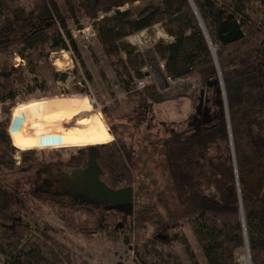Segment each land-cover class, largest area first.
<instances>
[{
  "label": "trees",
  "instance_id": "obj_1",
  "mask_svg": "<svg viewBox=\"0 0 264 264\" xmlns=\"http://www.w3.org/2000/svg\"><path fill=\"white\" fill-rule=\"evenodd\" d=\"M63 3L76 23L81 13L79 16L94 24L96 37L110 59L120 58L116 70L120 80L136 75L138 79L124 87L128 99L139 98L141 108L152 111L154 106L187 97V93L162 95L149 84L144 92L132 91L136 81L145 78L141 71L144 62L127 39L160 26L173 40H162L153 46L166 78L181 82L196 77L200 84L197 88L201 89L212 82L219 87L220 73L229 103L230 124L228 130L221 106L217 120L197 134L167 136L156 144L163 148L181 215L171 213L172 204L165 192L151 193L153 203L137 205L123 230L118 223L120 214L102 213L75 202H53L63 209L67 227L109 241L119 236L116 242L121 241L128 253L134 254L136 264H182L173 248V243L179 241L194 264H198L182 231V223L186 221L207 264H240V254L247 245L251 264H264V186L257 195L244 180L255 160L264 155V0H63ZM138 3L144 5L134 7ZM127 6L130 8L122 11ZM232 18L239 22L244 37L225 46L218 34ZM67 39L74 44L57 0H0V54L18 47L23 48V58L33 50L42 53L48 48L67 50ZM122 53L126 61H122ZM2 68L0 100L9 103L3 107L7 114L16 104L11 76L17 69ZM18 79L24 82L21 77ZM107 110L103 114L108 118ZM8 122L7 119L0 122L3 130L0 174L6 170L15 177L22 173L19 169H34L41 161L37 152L27 150L22 154V163L15 167ZM99 162L111 188L136 184L137 175L130 169L123 145L116 142L105 145L100 149ZM235 170L239 180L235 178ZM144 193L145 184L138 185L136 197ZM27 196L30 195L0 175V256L5 257L4 264H72L70 252L47 233L40 240L30 239L40 232L37 228L40 217L30 205L34 198ZM36 200L48 202L41 197ZM78 213L86 218L81 224L76 217ZM126 237L129 245L124 243ZM133 239L134 247L129 250ZM117 255L119 259L124 253Z\"/></svg>",
  "mask_w": 264,
  "mask_h": 264
},
{
  "label": "rangeland",
  "instance_id": "obj_2",
  "mask_svg": "<svg viewBox=\"0 0 264 264\" xmlns=\"http://www.w3.org/2000/svg\"><path fill=\"white\" fill-rule=\"evenodd\" d=\"M57 1L66 17L74 44L67 39L69 47L67 50L48 48L44 53L33 50L26 52L25 58L21 57L23 48L20 47L0 54V71L2 67L7 66L17 69L11 76L14 79L15 106L5 114L3 107L9 103L4 104L0 100V122L6 119L9 121L6 133L15 150L13 154L15 167L22 163V154L28 152L27 150L37 152L41 161L34 169H19L22 172L19 176L14 177L6 170L5 173L1 171L0 175L10 184L20 187L24 194H29L30 196H27L29 199L34 198L30 205L34 213L40 217L37 225L40 232L31 236L33 242L40 240V237L47 233L48 237L70 252L72 264H136L134 254L130 251L128 253L121 241L116 242L119 236L109 241L98 235L86 236L67 227L62 217L63 209L52 203L73 200L53 194V190L49 189L51 181L48 171L56 162L66 161L77 149L103 148L116 142L124 146L126 156L130 160V169L137 175L134 186L122 185L116 189L127 187L134 189L135 209L137 205L153 203L151 193L165 192L172 204L171 213L181 215V207L172 192L162 148L160 144L156 145L159 142V133L153 131L155 124L151 118L158 120L160 118L156 116L159 114L162 119L174 122L180 116L183 119L190 109L187 108V102L179 98L173 100L175 102L154 108L151 113L150 109L141 108L139 98L128 99L124 87L138 79L136 75L126 76L123 81L120 80L116 70L119 69L121 60L116 57L110 59L107 56L96 37L94 24L79 16L81 13L78 14L76 23L70 18L63 0ZM143 5L138 3L134 7ZM220 6H223V3H220ZM129 8L130 6H127L122 11ZM159 27L156 26L144 34L142 45L135 42L134 36L127 39L128 43L141 54L144 62L141 71L145 74L143 80L165 96L192 93L195 108L197 98L200 96L197 88L200 86L198 79L193 77L181 82H171L164 74L163 64L154 54V44L163 40L159 36L161 28ZM61 34L64 35L63 32ZM121 58L122 61L127 60L123 53ZM218 79L219 81L222 79L220 73ZM191 85H195L192 90L189 89ZM205 87L206 84L201 89ZM218 90L229 130V103L223 83H219ZM106 109L108 118L103 114ZM140 117H144L145 120L138 125L137 120L142 121ZM189 119H186V123ZM112 129H115L114 133ZM2 131L0 128V134ZM229 148L234 159L230 135ZM103 178L107 181V177ZM142 184H145V193L136 197L137 187ZM35 192H38V195H33ZM36 197L48 202H39ZM100 212L106 213L104 209ZM119 216L121 218L119 224L131 220V217ZM76 217L80 218V224L86 220L79 213ZM182 231L190 243L195 261L198 264H207L186 221L182 223ZM134 242L133 239L130 246L134 247ZM173 248L182 264H194L181 242L173 243ZM119 252L122 255L124 253V256L120 255L118 259ZM246 256V250L240 254V258ZM4 262L5 257L0 256V264Z\"/></svg>",
  "mask_w": 264,
  "mask_h": 264
},
{
  "label": "flooded vegetation",
  "instance_id": "obj_3",
  "mask_svg": "<svg viewBox=\"0 0 264 264\" xmlns=\"http://www.w3.org/2000/svg\"><path fill=\"white\" fill-rule=\"evenodd\" d=\"M216 86L217 84H214L212 87L206 86L205 88L199 89V92L205 90V96L202 99L201 96L197 98L194 113L190 116L188 123H185L186 126L184 125V127H181V125H178L175 122L165 121L162 119V117H160L159 114L156 117L160 118L161 120H155L154 117H152L151 121L155 124L153 131H158L159 141H163L167 136L173 138L180 137L184 134L195 135L203 128H207L208 126L212 125L217 120V116L221 111L220 94ZM155 107L157 106H154V108ZM154 108L152 111H150L151 113L154 111ZM139 119L142 121L137 120L138 125L144 123V117H140ZM156 123H158L157 126ZM91 148L92 147L77 149V151L71 154L66 161L56 162L55 166L50 168L48 171V176L51 181L49 189L53 190L52 192H54L53 194H55V196L60 195L73 200L70 202H75L76 204L83 206H90L97 210L104 209L106 214H120L126 217H131L135 208L131 213L126 208H118L117 205L100 203L93 199L92 196L87 194V192H90L91 190V185H94L93 180L96 174H98L99 180L101 182L111 188L108 184V181L103 178H106V176L104 175L99 162L101 148H98L95 152L94 163H92L91 160ZM254 164L255 165L253 168H251V171L244 174V179L254 173L261 175L258 182L254 184L253 179H251V184H249L255 190V193L259 195L264 186V155L259 156L255 160ZM126 222L127 221H124V223L120 224V228L122 230L125 228Z\"/></svg>",
  "mask_w": 264,
  "mask_h": 264
},
{
  "label": "water",
  "instance_id": "obj_4",
  "mask_svg": "<svg viewBox=\"0 0 264 264\" xmlns=\"http://www.w3.org/2000/svg\"><path fill=\"white\" fill-rule=\"evenodd\" d=\"M200 1L203 2L204 0H200ZM218 36H219V40L225 46H229V45H233L239 42L244 37V32L239 22L232 18L229 23L225 24L224 27L220 29ZM220 82L222 84L221 79H220ZM214 84L216 85L217 83L216 82L209 83L207 86L212 87ZM200 96H201V99L205 96V90H202L200 92ZM221 105H222V102H221ZM97 149L98 147H92L90 150L92 153V156H91L92 163L95 162V152L97 151ZM260 177H261L260 174L254 173L251 176L246 177L244 180H245V183L249 185L251 184V179H253V183L255 184L256 182L259 181ZM236 179L239 180L237 171H236ZM93 184L94 185H91L90 187L91 189L90 192H87V194H89V196H92L93 199L103 204L117 205L118 208H126L127 210H129V212L131 213L133 212L134 189L132 187L114 190L106 186L103 182H101L99 180L98 174L95 175ZM235 202L236 200L233 201V203ZM237 202H239L240 204L241 200L238 199ZM124 243L126 245L129 244L128 238H125ZM132 249L133 247L130 246L129 250H132ZM246 252L249 254L248 245L246 246Z\"/></svg>",
  "mask_w": 264,
  "mask_h": 264
},
{
  "label": "crops",
  "instance_id": "obj_5",
  "mask_svg": "<svg viewBox=\"0 0 264 264\" xmlns=\"http://www.w3.org/2000/svg\"><path fill=\"white\" fill-rule=\"evenodd\" d=\"M155 28V27H154ZM160 28V27H159ZM148 31H144L142 34L144 35V34H146ZM159 36L164 40V41H166V42H172L173 40L170 38V37H168V35L163 31V29H161L160 28V31H159ZM194 86L195 85H191V87L189 88L190 90H192V89H194ZM194 98V97H193ZM192 98V93H187V97H185V98H183V100H185L186 102H187V108L188 109H190L189 111H187L188 112V115L186 116V114H187V112H186V114L184 115V117H183V119H182V116H180V118L178 117V119H177V121H174L176 124H178V125H180V124H184L185 125V123H186V119H188V118H190V116L192 115V110H193V108H194V99ZM176 101V100H175ZM175 101H169V102H166V103H171V102H175ZM166 103H164V104H166ZM157 107H161V105H159V106H157ZM156 108V107H155ZM186 108V109H187ZM189 113H191L190 115H189ZM165 121H167V122H170V121H168V120H166V118L164 119Z\"/></svg>",
  "mask_w": 264,
  "mask_h": 264
},
{
  "label": "built area",
  "instance_id": "obj_6",
  "mask_svg": "<svg viewBox=\"0 0 264 264\" xmlns=\"http://www.w3.org/2000/svg\"><path fill=\"white\" fill-rule=\"evenodd\" d=\"M143 36L144 35L142 33L135 35L134 36L135 42L139 43V45H142L144 43ZM147 86H148V83L145 80H138L136 81L134 88H132V91L144 92ZM239 262L240 264H251L250 255L247 253V256L240 258Z\"/></svg>",
  "mask_w": 264,
  "mask_h": 264
},
{
  "label": "bare ground",
  "instance_id": "obj_7",
  "mask_svg": "<svg viewBox=\"0 0 264 264\" xmlns=\"http://www.w3.org/2000/svg\"><path fill=\"white\" fill-rule=\"evenodd\" d=\"M65 61V60H64ZM60 64H58V66H59Z\"/></svg>",
  "mask_w": 264,
  "mask_h": 264
}]
</instances>
